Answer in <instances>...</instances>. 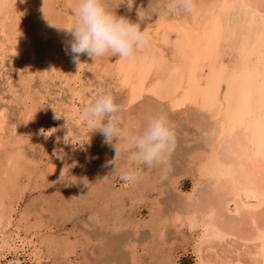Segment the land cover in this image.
<instances>
[{
	"label": "rangeland",
	"instance_id": "1",
	"mask_svg": "<svg viewBox=\"0 0 264 264\" xmlns=\"http://www.w3.org/2000/svg\"><path fill=\"white\" fill-rule=\"evenodd\" d=\"M197 1L46 0L45 21L33 23L40 39L14 47L2 24L32 1L0 0V264H199L223 254L199 250L191 219L219 189L198 169L236 100L228 83L250 74L243 46L256 24L232 6L198 16L224 26L214 67L224 81L201 108L202 88L171 75L183 62L172 40L216 0ZM14 236L25 246L12 249Z\"/></svg>",
	"mask_w": 264,
	"mask_h": 264
},
{
	"label": "bare ground",
	"instance_id": "2",
	"mask_svg": "<svg viewBox=\"0 0 264 264\" xmlns=\"http://www.w3.org/2000/svg\"><path fill=\"white\" fill-rule=\"evenodd\" d=\"M31 1L32 3L30 5L23 8L22 12L20 11L21 18L18 21L15 20L10 25L6 23L2 24L3 33L6 34L5 36L10 42L11 40L14 42V47H19L20 45H25L28 42L31 43L40 39L39 31L35 29L33 23L38 18L40 20V17L42 18L44 16V19L49 13V7L46 4V0ZM201 5L195 12L196 14L194 13L193 15L195 21L192 22V18L190 17V21L192 22L190 24H193L192 29L185 32L180 31L181 33L172 40L175 46L180 49L179 51L182 53L183 62L171 74L172 78H178L177 80L179 82L174 81L176 86L181 85V81L187 77L189 82L193 84L195 82L198 88H202L201 96L203 97V103L201 105L199 104L201 108L205 107L204 104L209 103L211 99L214 100L218 97L221 82L222 80L224 81L222 74L217 72L218 70L216 72L214 70L219 57L217 40H219L218 38L222 34L223 25L221 26L218 17L203 22L201 21V17L198 20V16L202 14V11L213 10L214 7L220 5L224 9H229L231 6L232 8L237 7L244 13V22L246 25L253 18L255 19L256 30L251 42L247 41L243 46L247 52L245 59L253 60L248 69L250 70L248 71L250 74L242 78V72L239 71L240 73L236 75V78L238 77L237 81L231 80L228 83L227 92L230 94L234 93L236 100L234 101L233 99L232 101L234 102L229 100L232 103L231 111L226 112V114L224 111L222 114L219 113L220 117L216 120V127L209 134L211 152L206 162L200 167V170L198 169L202 176L211 179L215 187L219 189L214 207L208 209L200 218L194 215V218L192 217L191 219L194 226L201 227L202 229L199 250H201V247L211 249L215 244L220 245L223 252V254L217 255V260L215 261L209 257L201 256L199 264H264V1L216 0L212 4L209 2L208 8L207 5L206 7L204 4ZM187 20L189 19L187 18ZM42 22L40 20V23ZM179 27H182V25ZM229 32L226 34H229ZM167 34L169 35V31ZM218 45L221 46L220 44ZM234 69L236 68L234 67ZM227 74H230V72ZM197 93L199 94L200 92L194 89L186 95V99L190 103H194ZM182 96L184 95L182 94ZM184 103L188 102L185 101ZM213 103L215 105V102ZM180 105V103H176V107L179 108ZM223 109L227 110L225 107ZM211 112L214 113L213 111ZM227 117L235 119V124L226 128ZM166 128H168V125H166ZM222 140L225 141L226 156L222 155L220 150ZM232 204L234 205L233 209H231ZM229 211L233 212V216L228 215ZM22 238L18 240L14 236L10 240L12 249L17 246V241H20L21 245L25 246L26 243ZM6 241L8 242V240ZM8 243L6 244L8 245Z\"/></svg>",
	"mask_w": 264,
	"mask_h": 264
}]
</instances>
